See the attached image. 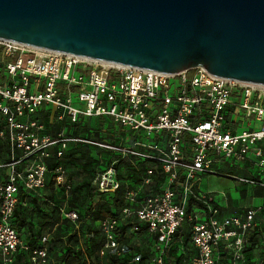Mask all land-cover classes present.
Segmentation results:
<instances>
[{
    "label": "built area",
    "instance_id": "obj_1",
    "mask_svg": "<svg viewBox=\"0 0 264 264\" xmlns=\"http://www.w3.org/2000/svg\"><path fill=\"white\" fill-rule=\"evenodd\" d=\"M0 54V139L8 140L11 149V160L0 163L7 169L0 181L1 264H14L19 249H29L11 222L21 188L39 192L52 172L56 186L70 192L66 169L58 165L50 170L43 159L51 156V146L59 145L57 157H62L75 142L114 155L92 185L96 192L118 195L126 203L118 215L100 220L105 235L100 257H128L134 264L146 257L139 248L144 246L150 264H166L188 219L193 246V252L185 254L189 264H222V247L232 250L235 264L244 262L246 237L257 232L260 206L253 203L243 213L221 215L216 193L202 190L200 184L208 175H219L264 189V85L224 78L202 66L166 73L3 39ZM42 110L51 111V119L72 123L103 117L120 134H128V140L117 134L120 141H93L63 131L53 138L43 133L44 124L37 118ZM135 159L154 166L131 186L123 183L118 165L127 160L139 170ZM235 165L257 172L221 170ZM158 168L164 181L145 192ZM190 197L194 202L187 215ZM52 205L80 228L77 210L67 203ZM47 242L44 237L42 247L31 249L33 264L48 263Z\"/></svg>",
    "mask_w": 264,
    "mask_h": 264
},
{
    "label": "water",
    "instance_id": "obj_2",
    "mask_svg": "<svg viewBox=\"0 0 264 264\" xmlns=\"http://www.w3.org/2000/svg\"><path fill=\"white\" fill-rule=\"evenodd\" d=\"M0 39L264 85V0H0Z\"/></svg>",
    "mask_w": 264,
    "mask_h": 264
},
{
    "label": "trees",
    "instance_id": "obj_3",
    "mask_svg": "<svg viewBox=\"0 0 264 264\" xmlns=\"http://www.w3.org/2000/svg\"><path fill=\"white\" fill-rule=\"evenodd\" d=\"M43 111V110H42ZM51 115V111H47L45 114V117L47 120H42V113L38 114L37 118L40 120L41 123L44 124L46 131L45 133H50V132H54L56 130L61 131L63 130V132L66 135L69 136H76V137H83L85 139H90L93 141H107V139H104L96 134H89V133H83V131H81V127L83 126L84 123H86V120L88 119H94V118H81V120L78 123H72L70 122L68 119H51L50 117ZM100 118V117H98ZM106 120V119H105ZM109 122V121H108ZM111 124V123H110ZM3 124H0V128H2ZM111 141V140H108ZM107 141V142H108ZM1 142V140H0ZM71 144V143H70ZM75 144H77V146L79 147V150H75L73 152V158H77V155L80 154L81 159H83L84 157H86V161L88 162V164L92 165V177L89 179L88 183L84 186V192L85 193V197L84 200L82 202H78L75 201L74 199H70L67 201V205L70 209H75L79 212V220L81 222V226L79 229L76 228L75 223L71 222L70 220L63 218L60 214V211L58 209V207H51V213H56V215H58L59 217L62 218V220L66 221L67 223H70L73 225L74 227V231H75V235L78 237L80 235H87L88 236V240L85 241V248L84 249V254L86 255V250L88 252V256L93 260V259H110L111 262L113 264H129L128 263V257L119 259L117 257H100L99 255V250L101 248V246L103 245L104 241H105V235L101 229L102 226H100V220L101 218L106 215L105 212L103 211V205L102 202H106V199L111 198L112 199V209L110 210L109 214H116L118 215L122 209V207L126 204L125 201L119 197L118 195H114V194H101L95 191V189L93 188L92 185V181L95 177V175L97 174V172L103 170L104 168H106L111 160L114 158V155L104 149H101L97 146H93L91 144L88 143H83V142H75ZM59 148V145L54 146V150H50V154L51 156L49 158L45 159V163L48 165L49 169L52 170L54 169L55 166L58 165H62L66 171H68L67 165L65 163L66 156L68 155V153L71 151V149H68L65 151L64 156L62 157H57V150ZM9 151V149H8ZM10 155V151L8 152V156ZM11 160V157H7L5 159H3V163L9 162ZM80 160V158H79ZM134 161L136 162V165H138L139 170H137L131 163V161H121L119 163V167L121 169V177L123 179V183H129V185L134 186L135 184H137L141 179V178L145 172L147 171V169L149 167H153L154 163H152V161L149 160H144V161H140L135 159ZM104 164V167L102 169H100V166ZM222 170V168H221ZM223 171V170H222ZM50 173V172H49ZM49 173L46 175V181L47 184L46 186H48V175ZM230 173V172H227ZM230 174H235V173H230ZM241 175V174H239ZM6 177V174H4V178ZM154 181L153 183H151L149 186H147L146 189H144L145 192H148L150 189L152 188H158L159 187V182H163L164 181V174L162 172V170L160 168L157 169L156 175H154ZM2 179H0V181H2ZM54 183V181H53ZM255 191L254 194L257 195L258 189H261L260 187H255ZM263 189V188H262ZM71 190H72V185H71ZM31 192L27 189H25L24 187L21 188V191L19 193V202L15 208V212L14 215L12 217L11 222L13 223V225L15 226V228L18 230V232L20 233L19 226L16 225V223H14V219L17 217H20V220L23 224H25V220L26 218L23 216L26 212L27 209H23V213L22 212H18L21 205V200L24 198H27V200L31 201L32 196L30 195ZM263 194V193H262ZM243 195H245V192H243ZM37 196V195H36ZM49 197V196H48ZM254 198V195L250 196V198ZM252 198V199H253ZM194 202V198L190 197L189 201H188V209H187V215H189L192 212V203ZM23 206V205H22ZM223 210V206H221V212ZM233 213H242L240 211L237 212H233ZM232 214V213H231ZM52 216V214H51ZM52 222V221H51ZM49 224V223H48ZM52 224V223H50ZM191 222L188 221V219L185 220L180 233L177 235L172 247L170 248V250L168 251L167 254V259H166V264H189V262L185 259V254H190L193 252V246L190 244V236H191ZM260 226L257 229V232H259L260 230ZM255 232L253 235H251L253 237V242H254V235H256ZM78 234V235H77ZM262 235V234H261ZM21 236V234H20ZM137 235H134V237ZM139 236L142 237V240L145 239L147 240V235L145 233H141ZM21 238L23 239L25 245L29 246V249H24L21 248L18 251V257L17 260L14 264L18 263L21 259V257L25 254L29 255V261L31 262V264H33V262L31 261V254L32 251L31 249L33 248H39L43 246V238L41 240L42 244L37 246H33L31 243L26 242L27 240H25L22 236ZM138 238V237H135ZM50 239L48 238V242L46 243L47 249H48V254L50 253L49 250V243H50ZM256 242H254L255 244ZM140 251L145 254L146 257L142 258L141 261H138L134 264H150V260L148 259L150 252L149 250H147L146 247L144 246H139ZM184 249L183 253H180L181 249ZM225 248L222 247L221 248V257L222 260H225ZM244 253H245V260L242 264H250L248 263V258L246 255V250L244 249ZM76 256V255H74ZM82 258L79 256L78 257V261H80ZM65 264H71V258H65L64 259ZM186 260V261H184ZM224 262V261H223ZM224 264V263H222Z\"/></svg>",
    "mask_w": 264,
    "mask_h": 264
},
{
    "label": "rangeland",
    "instance_id": "obj_4",
    "mask_svg": "<svg viewBox=\"0 0 264 264\" xmlns=\"http://www.w3.org/2000/svg\"><path fill=\"white\" fill-rule=\"evenodd\" d=\"M0 54V58H1ZM75 100H77L75 98ZM46 110L42 111V120H47L45 117ZM40 113V114H41ZM244 127H241L240 130H242ZM83 133H89V134H96L104 139L111 140V141H120L121 137L128 140V134L121 132H118L115 130L114 126L110 124L107 120H105L103 117L100 118H94V119H88L86 120V123L83 124V126L80 128ZM117 134H120L121 137H118ZM75 150H79V147L75 144L71 145V151L66 156V165L68 168L66 177L68 181L72 185V190L70 192H67L64 188L60 187L59 189L55 188V185L53 183V173L50 172L48 175V187L45 189V193L50 195L52 198L56 199L58 202L66 203L70 199H74L75 201H78L79 203L84 200L85 193L84 192V186L88 183L89 179L92 177V165L88 164L86 161V157L81 159L80 155H77V158H73V152ZM8 151V144L5 142H0V160H3L6 157V153ZM80 158V160H79ZM45 160V159H43ZM104 167V164L100 166V169ZM251 167V166H250ZM222 170L224 172H230L235 174H241L245 175L247 174L246 169H244V165H235V166H224L222 167ZM250 173H256L257 169L252 168V170H249ZM5 172L0 169V179L4 178ZM204 181L201 182V188L204 191H211L216 193V197L221 203V205L224 208H228L232 204H236L239 206V211L242 210V208L249 207L251 204L254 203L252 201L253 197H247L246 192L244 188H246L248 185L243 184L239 182L236 179L219 176V175H208L203 178ZM249 188V186H248ZM243 192H245V195H243ZM241 197V199L236 202V198ZM263 198L256 197L255 198V204H261ZM39 203L36 199H31V203ZM112 199L108 198L106 199V202H102L104 212L105 214H109L110 210L112 209L111 206ZM40 204V203H39ZM21 207L18 212L23 213V209H27L28 212V206H22V203H20ZM33 207H35L34 204ZM43 209V208H41ZM38 215L41 213H45V210L39 211L38 209ZM52 216V222H45L43 221H34L31 220H25V224H23L19 218H15L13 221L16 223L17 226H21L19 228L21 236L27 240L26 242L31 243L33 246H39L42 244L41 240L43 236H45L48 233H51L49 236L50 243H49V260L47 264H65V258H71V264H113L110 259H91L88 256V252L86 250V255L84 254L82 248L86 249L85 247V241L88 240V236L80 235L76 236L74 227L72 224L67 223L66 221L62 220L61 217L56 215V213H51ZM43 217V215H41ZM28 218H31L29 215ZM260 224V228L264 231V211L258 212V219ZM49 223V224H48ZM52 223V224H50ZM53 230V231H52ZM30 233H37L35 235H30ZM261 233V232H260ZM78 235V234H77ZM263 236V235H262ZM260 244L264 245V239L260 241ZM245 250L246 252L251 251V249L255 248V244L253 242V237L249 235L246 237L245 241ZM76 255V256H74ZM225 260H223L227 264H231V259L233 257V252L230 249L225 250ZM81 257L82 259L78 261V257ZM259 264H264V256L258 257L257 259ZM2 263V255H0V264ZM16 264H31L29 261V255L25 254L21 257L20 261Z\"/></svg>",
    "mask_w": 264,
    "mask_h": 264
},
{
    "label": "crops",
    "instance_id": "obj_5",
    "mask_svg": "<svg viewBox=\"0 0 264 264\" xmlns=\"http://www.w3.org/2000/svg\"><path fill=\"white\" fill-rule=\"evenodd\" d=\"M0 124L4 125L3 117H0ZM45 131H46V128H45L43 133H45ZM61 131H63V130H61ZM58 132H60V131L56 130L54 132H50V133L48 132V133H45V134H49L51 137L54 138V137L57 136ZM0 140H1V142H5V143L8 144V149L10 151V155L9 156L11 157V149H10V146H9V142H7L8 140H5V139H0ZM73 144H75V143L69 144L68 149H71V145H73ZM75 145H77V144H75ZM54 146H56V145H54ZM54 146H51L49 150H51V151L54 150ZM9 151H7L6 157H9L8 156V152ZM19 154H20V152H19ZM78 155H80V154H78ZM0 163H3V160H0ZM245 168L246 167L244 166V169ZM0 169H2L5 172V174H7V169H4V168H0ZM246 172L248 174V171H246ZM54 185H55L56 191H57V189H59L61 187V186H58V185L56 186L55 183H54ZM47 187L48 186H46L44 189L39 190V192H36V193L35 192H31V194H30L32 196L31 199H33V198L36 199L40 204L39 203H35V202L31 203V201L27 200V198H24V199L21 200V203H22L23 206H26V208H27V206L29 207L28 208V212L26 210L25 214L23 215L26 218V220H29V221L33 220V222L34 221H43V220H45V222H51L52 221V218H51V207H54L52 205L53 202L58 204V205H63L64 204V203L58 202L56 199H54L50 195L46 194L44 191H45V189ZM200 187H201V184H200ZM260 188L261 189L257 190V192H258L257 195L254 194V191H255L256 188L251 189L250 187L248 188V186L246 188H244L247 197H250L251 195H254V198L252 200V201H254V203H255V198L256 197L264 199V189H262V187H260ZM240 199H241V197L239 196L235 200H236V202H238ZM261 201H262L261 204H257V205L260 206L258 211H257V219H258V212L264 211V200H261ZM31 204H34L35 207H33V205H31ZM41 208H43V209H41ZM237 208H239V206L236 205V204H232L228 208H224L223 207L221 215H229V214H231L233 212H237V211H239V209H237ZM246 208L247 207L242 208V210L240 212L243 213ZM38 209H39V211L45 210V213H41V214L38 215V213H37ZM29 215L31 216V218H28ZM41 215H43V217H41ZM259 224H260V222H259ZM35 234H37V233H30V235H35ZM50 235H51V233H48L45 236H43V238L44 237L49 238ZM262 239H264V231L262 229H260L259 232H257L256 235H254V242H256L255 243V248L251 249V251H249V252H246V255H247V258H248V263H250V264H259L258 261H257L258 257L264 256V245L260 244V241H262ZM82 250L84 251V248H82ZM222 263L227 264V263H225L223 261H222ZM231 264H235L234 257H232V259H231Z\"/></svg>",
    "mask_w": 264,
    "mask_h": 264
},
{
    "label": "bare ground",
    "instance_id": "obj_6",
    "mask_svg": "<svg viewBox=\"0 0 264 264\" xmlns=\"http://www.w3.org/2000/svg\"><path fill=\"white\" fill-rule=\"evenodd\" d=\"M78 57H80V58H87V59H93V58H88V57H85V56H81V55H77ZM95 60H98V59H95ZM103 61V60H102ZM103 62H105V63H110V64H116V63H112V62H109V61H103Z\"/></svg>",
    "mask_w": 264,
    "mask_h": 264
}]
</instances>
